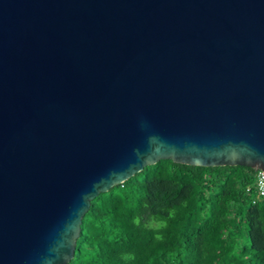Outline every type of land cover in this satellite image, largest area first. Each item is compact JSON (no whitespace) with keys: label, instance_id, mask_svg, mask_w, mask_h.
<instances>
[{"label":"water","instance_id":"95a60500","mask_svg":"<svg viewBox=\"0 0 264 264\" xmlns=\"http://www.w3.org/2000/svg\"><path fill=\"white\" fill-rule=\"evenodd\" d=\"M160 160L264 172V0H0V264Z\"/></svg>","mask_w":264,"mask_h":264},{"label":"trees","instance_id":"16d2710c","mask_svg":"<svg viewBox=\"0 0 264 264\" xmlns=\"http://www.w3.org/2000/svg\"><path fill=\"white\" fill-rule=\"evenodd\" d=\"M258 171L160 160L95 197L68 264H264Z\"/></svg>","mask_w":264,"mask_h":264},{"label":"built area","instance_id":"2783aa9c","mask_svg":"<svg viewBox=\"0 0 264 264\" xmlns=\"http://www.w3.org/2000/svg\"><path fill=\"white\" fill-rule=\"evenodd\" d=\"M257 192L260 197H264V172L258 171L256 178Z\"/></svg>","mask_w":264,"mask_h":264}]
</instances>
